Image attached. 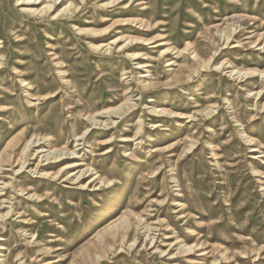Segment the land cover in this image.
I'll return each mask as SVG.
<instances>
[{"label":"rangeland","instance_id":"374dc122","mask_svg":"<svg viewBox=\"0 0 264 264\" xmlns=\"http://www.w3.org/2000/svg\"><path fill=\"white\" fill-rule=\"evenodd\" d=\"M29 1L0 0V264H264V0Z\"/></svg>","mask_w":264,"mask_h":264},{"label":"bare ground","instance_id":"6f19581e","mask_svg":"<svg viewBox=\"0 0 264 264\" xmlns=\"http://www.w3.org/2000/svg\"><path fill=\"white\" fill-rule=\"evenodd\" d=\"M33 1L34 2H37V0H30L29 2L30 3H33ZM118 1H120V0H113L112 2H118ZM112 2H108V3H105L104 4V6H109ZM20 3V2H19ZM27 4V3H26ZM30 5V4H29ZM32 5V4H31ZM66 8V7H65ZM48 9H51V7L50 6H44L40 11H38V12H40V13H44V12H46ZM63 11V10H62ZM33 12H37V11H33ZM106 31V30H105ZM93 34H95V33H93ZM228 40H229V38H228ZM118 41V39H116L114 42H117ZM114 42H113V44H114ZM162 45V44H161ZM108 50H109V46H107L106 47ZM137 57V56H136ZM138 58V57H137ZM136 58V59H137ZM138 67H140V66H138ZM146 68V67H145ZM242 74V73H241ZM160 111V110H159ZM154 112V111H153ZM158 113V112H157ZM161 113V112H160ZM42 143V142H41ZM35 144V143H34ZM29 145V144H28ZM26 148V147H25ZM27 150V149H26ZM58 154V153H57ZM73 154V153H72ZM61 155H63L62 153H61ZM46 162V161H45ZM44 166V165H43ZM71 168H74V165H71V166H68V167H65L63 170H67V169H71ZM86 172H88V170L86 171ZM59 173V172H58ZM44 174V173H43ZM60 175V174H59ZM78 175H79V177H77L76 175H72V178H74V179H72V180H74V182H77L78 180H83L85 177H86V175H87V173H84V172H81V173H78ZM54 178V177H53ZM99 178V177H98ZM62 179V178H61ZM99 181V180H98ZM97 182V181H96ZM177 242V241H176ZM192 246V245H191ZM185 247V246H184ZM187 247V246H186ZM170 249V248H169ZM168 249V250H169ZM185 250H191V248L189 247V248H186ZM191 252V251H190Z\"/></svg>","mask_w":264,"mask_h":264}]
</instances>
